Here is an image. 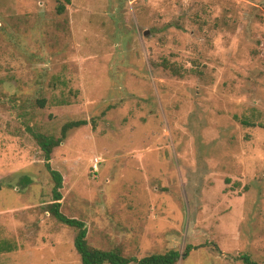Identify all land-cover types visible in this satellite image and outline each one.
Listing matches in <instances>:
<instances>
[{
	"label": "rangeland",
	"instance_id": "374dc122",
	"mask_svg": "<svg viewBox=\"0 0 264 264\" xmlns=\"http://www.w3.org/2000/svg\"><path fill=\"white\" fill-rule=\"evenodd\" d=\"M62 1L0 0V264H82L34 137L71 120L49 162L89 246L264 264V0Z\"/></svg>",
	"mask_w": 264,
	"mask_h": 264
},
{
	"label": "trees",
	"instance_id": "16d2710c",
	"mask_svg": "<svg viewBox=\"0 0 264 264\" xmlns=\"http://www.w3.org/2000/svg\"><path fill=\"white\" fill-rule=\"evenodd\" d=\"M71 0H63L56 5V12L61 14L65 11V6L70 4ZM86 120H71L65 122L60 131V136L55 138L53 136H46L43 134H34V137L44 153V166L47 168L51 179L53 181L52 187V202L48 205L50 214L60 223L76 229L74 237V248L82 264H129L135 262L136 264H176L181 257L182 253L175 249H170L164 253H153L137 259L136 257H128L122 255L119 249H100L91 247L87 243V228L85 223L77 218L68 217L60 210V200L62 194L63 177L62 175L51 169L50 154L53 147L58 146L65 138L68 131L75 129L79 126L85 125ZM2 187L0 180V189ZM190 246H187L185 252H188ZM246 264H255L249 257H241Z\"/></svg>",
	"mask_w": 264,
	"mask_h": 264
},
{
	"label": "built area",
	"instance_id": "2783aa9c",
	"mask_svg": "<svg viewBox=\"0 0 264 264\" xmlns=\"http://www.w3.org/2000/svg\"><path fill=\"white\" fill-rule=\"evenodd\" d=\"M97 162H98V160L96 159V160H95V163H94V165H93V167H94V170H96V169H97Z\"/></svg>",
	"mask_w": 264,
	"mask_h": 264
}]
</instances>
